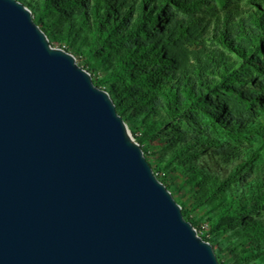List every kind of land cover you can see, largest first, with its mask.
Here are the masks:
<instances>
[{
    "label": "trees",
    "instance_id": "trees-1",
    "mask_svg": "<svg viewBox=\"0 0 264 264\" xmlns=\"http://www.w3.org/2000/svg\"><path fill=\"white\" fill-rule=\"evenodd\" d=\"M19 1L111 95L153 171L183 176L182 191L156 177L208 222L217 259L264 264V0Z\"/></svg>",
    "mask_w": 264,
    "mask_h": 264
},
{
    "label": "water",
    "instance_id": "water-1",
    "mask_svg": "<svg viewBox=\"0 0 264 264\" xmlns=\"http://www.w3.org/2000/svg\"><path fill=\"white\" fill-rule=\"evenodd\" d=\"M0 264H222L19 0H0Z\"/></svg>",
    "mask_w": 264,
    "mask_h": 264
},
{
    "label": "rangeland",
    "instance_id": "rangeland-1",
    "mask_svg": "<svg viewBox=\"0 0 264 264\" xmlns=\"http://www.w3.org/2000/svg\"><path fill=\"white\" fill-rule=\"evenodd\" d=\"M51 45H52V43H51ZM52 46L58 47L55 44H53ZM76 62H77V60H76ZM99 71H102V70H99ZM89 73H90V71H89ZM93 73L97 74V71L96 72H93ZM253 74H256V72L253 71ZM245 79H250V78L248 76H246ZM260 119H261L262 123L264 124V117H260ZM180 126L185 127V124L181 123ZM169 133H172V130H170ZM157 147L158 146H156L155 149ZM197 149L200 150V151H202V155H201V157L199 159H197V162L206 165L210 169L224 168V164L221 162L220 159H217L216 156L213 155V152L211 150H209V148H207L206 146H197ZM225 170H227V169H225ZM156 172H158V175H160V176H163V175H166L165 177L172 176L173 177V180H172V186H173V188H178V190H180V191H182L183 189H190L189 185L186 182H184L183 176L176 175V171L169 172L168 170H157ZM179 194H180L179 192H176V195L179 196ZM196 213L197 212L192 211L191 212V215L194 216ZM203 219H205V218H203ZM208 227H209L208 226V222L206 220H202L201 222H199V226L196 229L197 230V233L198 234H202V233L206 232V230H208L207 229ZM212 247L214 249V252H216L218 250V248L216 246H213L212 245ZM218 260H219V262L224 263V264H239L236 261V259L233 257V255L231 254V252L228 251V250H226L224 253H222V257L220 259H218ZM256 263L257 264H262V260L261 259H258L256 261Z\"/></svg>",
    "mask_w": 264,
    "mask_h": 264
},
{
    "label": "built area",
    "instance_id": "built-area-1",
    "mask_svg": "<svg viewBox=\"0 0 264 264\" xmlns=\"http://www.w3.org/2000/svg\"><path fill=\"white\" fill-rule=\"evenodd\" d=\"M154 172V174L157 176L158 175V172H155V171H153Z\"/></svg>",
    "mask_w": 264,
    "mask_h": 264
}]
</instances>
